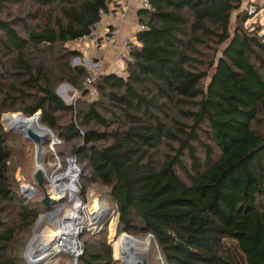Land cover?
<instances>
[{"label": "trees", "instance_id": "1", "mask_svg": "<svg viewBox=\"0 0 264 264\" xmlns=\"http://www.w3.org/2000/svg\"><path fill=\"white\" fill-rule=\"evenodd\" d=\"M20 1L0 0V13ZM35 1L34 13L0 18L8 57L0 70V264H25L9 253L15 240L9 217L27 232L52 209L19 190L15 166L27 161V140L1 123L16 110L25 117L41 111V123L59 140L58 152L42 155L43 166L56 157L60 173L74 159L77 197L86 202L87 191L100 185L105 192L98 196L118 214V230L150 235L159 263L149 256V264H264V77L252 63L264 67L256 56L264 57V37L237 30L230 38L231 13L241 0H148L138 19L149 29L136 35L132 62L123 76L101 73L91 101L80 87L87 70L66 60L80 52L68 45L93 31L112 0ZM212 40L226 44L205 81L196 57ZM61 82L82 98L64 103L55 92ZM60 116L68 117L63 125ZM106 233V226L82 231L78 264L114 263Z\"/></svg>", "mask_w": 264, "mask_h": 264}, {"label": "rangeland", "instance_id": "2", "mask_svg": "<svg viewBox=\"0 0 264 264\" xmlns=\"http://www.w3.org/2000/svg\"><path fill=\"white\" fill-rule=\"evenodd\" d=\"M39 10V6L37 5L35 0H21L20 2H18L16 5H7L6 9L4 10V12L0 13V18L2 19H6V20H11L12 18L15 17H20L23 18L25 17L27 14H31L34 13L35 11ZM32 16L28 17V23H31V18ZM249 18L247 21H244V18ZM136 20V17L134 18V21ZM17 30L20 31V34L23 35V32L21 30V28H17ZM98 30V29H97ZM240 30L242 33L245 34H251L252 36L255 35H260L264 37V0H241V5L239 7L238 10H235L231 13V18H230V26H229V35L230 38L232 37V35L237 31ZM228 43V42H227ZM226 44V43H225ZM225 44H219L216 40H212L210 41L207 46L205 47H200L198 49V55H197V59L199 62L203 63V70L207 73V79L205 81H207L209 79V77L212 75V73L214 72V67L211 66L210 64H212V62L216 59H218V57L221 56V51L223 49V47H225ZM69 46V45H68ZM70 49H72L69 46ZM74 50V49H72ZM76 50L80 49L76 48ZM2 51V47L0 46V70H4L7 67V62H8V57L6 56V54H3ZM256 56H259L262 60H264V57L260 54H256ZM95 56L92 55H88V54H82L80 52V56H74V57H66V60H69V65L71 67H76L75 63L77 62V66L80 67H84L88 74H90V68H91V64L90 63H95V61L93 59ZM252 63L257 67V69L259 70V72L261 73V75L264 77V67H262L260 63H258L257 61H252ZM4 65L6 67H4ZM118 65V66H117ZM124 68H125V64H120L117 63L115 61V57L113 55V59L106 61L105 65L102 69V73H117L118 75H124ZM84 80H82L80 82V87L81 90H87V87L84 84ZM55 92L56 94L62 99V101L66 104H73L75 103L76 100L81 99V92L78 91L77 89H74L70 84L66 83V82H61L59 84L56 85L55 87ZM95 89V88H94ZM96 92V91H95ZM98 96L96 95L95 97H90L89 94L87 95V97L85 99L91 101V100H95L97 99ZM17 111V112H16ZM16 111H12V112H7L4 113L1 117V123H2V127L5 131H7L9 134H15L20 136L21 138L25 139L22 135L18 134V133H14V132H9L8 131V127L10 126V128L14 129V125H16L19 122H23L25 120L32 119L30 117H25L21 112H18V110ZM40 111L35 113L39 115ZM20 116H23L22 119ZM35 119L38 117H34ZM33 118V119H34ZM68 117L66 116H60V120H59V125H63L66 122V119ZM39 120V119H38ZM27 121V122H28ZM40 122H42V118H40ZM26 123V122H25ZM43 124V123H42ZM47 129H49L51 131V135H53L55 138V134L53 132V130H51L49 127H47L45 124H43ZM260 129L262 131H264V120L263 123L260 125ZM57 139V138H56ZM26 140V139H25ZM48 143L45 144L44 149H43V154L42 155H46L47 150L51 151L54 150V152H58L57 148L55 147L58 143L59 140L57 139V143H55L54 145H51V138H47ZM28 144V153H27V161L24 162L22 165H16L15 166V177L18 181V186H19V190L21 192V188L22 187H32L34 189H36L37 191V195L32 197V198H38L39 201H41L42 196H43V192L38 188V187H33L31 183H29L28 178L31 177L33 180V173L35 171L36 168V151L37 148L35 145L31 144L30 142L27 141ZM47 148V149H46ZM161 150L163 152H167V148L165 146H163L161 148ZM42 156L41 162H45L46 160V156L44 157ZM199 156L201 157V159H203V153L199 152ZM74 160V159H73ZM47 164H45L44 167L43 163H41V169L43 172V180H44V190L45 192L49 189L50 186V181L51 178H55L56 176L62 175L60 173H66L69 168V164L68 162L66 163V168L63 169V171H61L60 173L56 172L58 166H60V169H62V165L59 162V159L55 157V161H52V158L48 159V162L46 161ZM75 167L78 170V175H79V168L77 167L76 163L74 164ZM84 169H86V173H88L87 175H89V170L87 168V166L84 167ZM63 182H66V180H64ZM105 192V189L103 187H101L98 184H95L94 187L92 189L88 190V205L86 207L85 211H89V213L91 212L92 214H98V218L95 220L93 218H89L88 214L85 213V211H81L82 213H80V215L82 216L81 223L83 225H85V227H89V228H94L97 226H100L102 223L106 222V224H108L107 226V233L105 234L106 236L104 237L105 242L109 245H111L112 250H113V264H124L122 262V260L124 259V254L122 252V248L124 246V242L126 240V238H132V239H136V240H140V241H145V240H151L149 241L147 250L144 251L143 256H145L146 259H148V257L150 256L151 258V263H155L156 261L159 263V256L155 255L154 258L151 257V253H152V238L150 237V235H146V237H133L127 234H123L122 232H120L118 230V223H117V227L115 229L116 226V216H118V214H116L115 212L109 213V215H107L106 217L102 216V213H99V209L102 210H108L103 202L100 200V196H98L99 193H103ZM47 193V192H46ZM21 194L23 195V193L21 192ZM48 195V193H47ZM56 196V195H55ZM23 197H25L23 195ZM68 197L66 196V193L63 197H60L58 200H54V203L50 205V207L53 209L57 206H61V210L59 211V213L57 214V216H55L58 221H60L65 213L66 210L72 208V204L73 202H69ZM97 200L100 201V205L98 204ZM50 211V210H49ZM46 211L45 213H43L33 224L32 226L29 228V231H25L23 227V224L20 223L19 221H17L14 217H9L10 219V225L12 227V229L15 232V240L9 244V249H10V255H16L21 257L24 260L25 264H28L27 259H33L34 251L38 246H44V238L47 240L48 236H55V234L57 232H60V229L57 228L56 225H54L51 221H55V217L53 218V215H50L49 217L46 216V214L49 212ZM86 214V215H84ZM43 218L42 220L40 218ZM39 220V222H38ZM41 220V221H40ZM57 221V222H58ZM34 235L35 236V240H34ZM47 236V237H46ZM139 236V235H138ZM101 238H96V240H99ZM34 240V242H33ZM76 240H77V250L81 251V255L83 254V248H82V244L81 241H79V237L76 236ZM96 240H89V242L94 243V241ZM51 242L54 243V237L51 239ZM120 244V248L118 249V251L116 252V245ZM31 245V246H30ZM30 246V247H29ZM60 252L59 254H57L56 252ZM50 254L49 255H54L55 257L51 260H47L46 264H78V259L77 262L74 263V255H72L71 253H64V251H60L59 250H51L48 251ZM66 252V251H65ZM80 255V256H81ZM79 256V257H80ZM48 258H50L48 256ZM147 263L149 264L148 260Z\"/></svg>", "mask_w": 264, "mask_h": 264}, {"label": "built area", "instance_id": "3", "mask_svg": "<svg viewBox=\"0 0 264 264\" xmlns=\"http://www.w3.org/2000/svg\"><path fill=\"white\" fill-rule=\"evenodd\" d=\"M131 1L132 0H120L117 5L112 6V8L108 10L107 14L102 16V19L105 18L106 16H109V18H111L112 21H114V23H112L109 26H106L101 32H97V28L99 25L98 24L94 27L93 31L88 36L83 37V38H78V39L73 40L72 42L69 43V46L72 49H76V48H79L85 44H88L90 47H92L98 53V56L95 59H93L95 61V63H90L91 64L90 74L85 79V82H84L85 86L87 87L88 94L90 97L96 96V92L94 89V83H95V80L102 73L101 71L105 65L104 56L106 54L114 51V49H115L116 50L115 61L117 63L126 64V63L132 62L131 52L133 49V41L134 40L132 38H129V37H125L121 41L119 40L120 39V31H121L120 27L128 19V13L130 10ZM149 8H150V6H149L148 0H139V3L137 5V10L139 12L148 10ZM132 26L134 28V33H136V34H138L139 32L147 31L149 29L148 25L140 22L139 20H135L134 23L132 24ZM117 48H118V50H117ZM69 159L71 160V158H69ZM69 159L66 160V163L68 162ZM74 162H75V160H74ZM59 168H60V166H58L57 169H59ZM66 170H68V169H66ZM60 174H63V173H60ZM77 182H78V175H77ZM77 182H76V185H77ZM31 188L32 187H22L21 191L27 190V189L29 190ZM32 189H34V188H32ZM28 190L23 194L27 199H31L32 197L36 196V195H33ZM36 194H37V191H36ZM77 194H78V186L76 189L75 197L72 200L67 199L69 202H73L72 208H75V206H78V211L76 213V215L78 217V219L76 221V223H77L76 236L79 237V235L82 233L83 230L96 232V231H100L103 228V226H106V228H107L108 224H106V222H104L100 226H97L94 228L93 227L92 228L85 227V225H83L81 223L80 219L82 218V216L80 215V213H82L81 211L86 210V207L88 205V199H89L88 196L89 195H88V191H87V193H86L87 201L84 202L80 198L77 197ZM97 202L100 205V201L97 200ZM57 207H59V206H57ZM57 207L51 209L50 211L54 212ZM102 210H104V209H102ZM85 213L88 214L89 218L91 217L95 220L98 218V214H95V213L92 214L91 212L89 213L88 211H85ZM84 215H86V214H84ZM78 220H79V222H78ZM76 236H75V238H76ZM76 242H77V240H76ZM64 253L69 254L71 252H64ZM71 254L74 255L75 258L76 257L78 258L81 255V251L75 250Z\"/></svg>", "mask_w": 264, "mask_h": 264}, {"label": "bare ground", "instance_id": "4", "mask_svg": "<svg viewBox=\"0 0 264 264\" xmlns=\"http://www.w3.org/2000/svg\"><path fill=\"white\" fill-rule=\"evenodd\" d=\"M26 128L31 129L33 132H35L40 136L46 137L48 139L51 138V140H53L49 129H47L37 118L31 119L28 122L14 129L23 131ZM68 163H69V168L66 173L56 176L55 178H51L49 189L46 192L48 193L49 198H51L52 200H58L60 197H63L65 193L69 200H72L76 195V189H77L76 182H77L78 170L74 166V164L70 162V159L68 160ZM64 180H66V182H63ZM60 210H61V206L55 209V211L52 214L53 218L57 216ZM77 211H78V206H75V208L66 210L63 219H61L60 221H58L56 217H55V221H51L54 225L57 226L58 229H60V232H57L55 236H48L47 240L44 238L43 243L44 246L47 247V249L39 255H34L33 258L37 257L36 259H41L43 264H46L47 260L53 259L55 257L54 255H56V254L49 255L50 253L48 251H51L53 249L54 250L60 249V251H64V252L66 251L72 253L75 250H77V244H76L77 242L75 238L76 229H77L76 221L78 219L76 215ZM101 211L102 210L99 209L98 212L101 213ZM40 219L42 220L43 218L41 217ZM35 236L36 235H34V240H35ZM53 237H54V243L51 242V239ZM149 241L151 240L140 241L129 237L126 238L124 242V246L122 248L124 258L126 259L125 256L128 253H133L136 257H140V258L145 257L143 256V254L144 251L147 250ZM39 247L42 246H38L37 248ZM56 253L59 254L60 252L57 251ZM48 256L50 258H48Z\"/></svg>", "mask_w": 264, "mask_h": 264}, {"label": "water", "instance_id": "5", "mask_svg": "<svg viewBox=\"0 0 264 264\" xmlns=\"http://www.w3.org/2000/svg\"><path fill=\"white\" fill-rule=\"evenodd\" d=\"M75 66H77V62L75 63ZM36 116L39 119L42 118L41 111H40L39 115L34 114L32 117H36ZM20 117H23V116H20ZM8 131L22 135L28 142H30L31 144L36 146V148H37V151H36V168H35V171L33 173V178H34L35 183L37 184V187L43 192V196H42L40 203L45 209H48L50 207V205L54 203V200L49 198V196L47 195V193L44 190L43 172L41 170V159H42V154H43V148H44L45 144L48 143L47 138L36 134L35 132H33L29 128H26L23 131L18 130V129L8 128ZM55 143H57V139L54 137L53 140H51V145H54ZM70 162L75 164L73 159H71ZM27 190H23L21 192L24 194ZM28 191H30L33 195H37L35 189L31 188ZM101 213H102L103 217H106L107 215H109L108 210H102ZM52 214H53V212L49 211L46 215H47V217H49ZM116 220L117 221H116L115 229H116L117 223H118V216H116ZM38 222H39V220H38ZM123 234H125V233H123ZM46 249H47L46 246H42V247L37 248L35 250V255L41 254ZM125 257H126V259L124 258L122 260V262L124 264H148L147 259L145 257H141V258L136 257L133 253H128V254H126ZM36 258L37 257H35L33 259H29V260L27 259L28 264H43L41 259H36ZM74 260H75L74 263H76L77 257Z\"/></svg>", "mask_w": 264, "mask_h": 264}, {"label": "crops", "instance_id": "6", "mask_svg": "<svg viewBox=\"0 0 264 264\" xmlns=\"http://www.w3.org/2000/svg\"><path fill=\"white\" fill-rule=\"evenodd\" d=\"M120 0H112L109 4H108V10L112 8V6L117 5L119 3ZM139 3V0H132L131 1V5H130V10L128 13V19L126 20V22L124 24L121 25L120 29V41L125 38V37H129L132 38L133 40H135L136 37V33H134V28L132 26V24L134 23V18L136 17V20L138 19L139 16V11L137 10V5ZM112 23H114V21H112L111 18H109V16H106L105 18L101 19L99 25H98V30L97 32H101L106 26L111 25ZM78 49H80V52L82 54H88L90 56L94 55L96 58L98 56V53L92 48L90 47L88 44H85L81 47H79ZM118 50V48H117ZM116 54V50L114 49V51L106 54L104 56L105 58V62L109 61L111 59H113V55L115 57ZM118 66V65H117ZM117 74V73H116Z\"/></svg>", "mask_w": 264, "mask_h": 264}]
</instances>
